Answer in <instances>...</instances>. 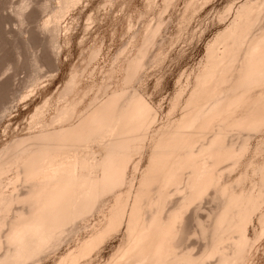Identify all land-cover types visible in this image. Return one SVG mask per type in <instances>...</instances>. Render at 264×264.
<instances>
[{
	"label": "bare ground",
	"instance_id": "6f19581e",
	"mask_svg": "<svg viewBox=\"0 0 264 264\" xmlns=\"http://www.w3.org/2000/svg\"><path fill=\"white\" fill-rule=\"evenodd\" d=\"M238 6L230 23L207 46L205 60L194 74L193 87L185 98L186 111L182 110L184 114L171 124L165 122L166 127L162 125L159 133L156 128L158 135L154 136L153 147L150 145L153 150L143 171L140 158V163L136 161L132 166L136 171L138 165L141 168L139 179L138 172L133 175L137 183L128 176V169L137 154L133 156L134 151L147 140L143 131L147 122L157 115L137 88L125 86L132 74L138 77L141 65L146 63L142 61V51L130 59L127 69L123 68L129 71L123 79L127 82L113 89L105 100L94 97L87 107L81 108L86 95L84 90H77L76 76L72 75L59 96L61 103L58 101L55 115L45 121L43 110V120L38 119V113L35 115L42 121L34 117V126L37 121L42 122L41 130L37 128L38 133L7 147L9 155L3 156L4 150L0 154V264L41 259L44 250L62 243L66 231L74 232L72 226L80 223L79 218H89L94 209L99 210L98 202H105V197L112 195L115 198L110 214L107 213L109 217L104 213L106 222H100L99 229L62 254L57 264H77L89 254L91 257L107 233L119 230L123 224L126 238L114 254L117 259L113 256L118 264H202L213 256L218 257L219 264L247 261L248 252L264 234V161L256 163L254 157H247L242 163L251 140L248 132H258L264 126V22L258 23L264 15V0H244ZM156 29H149L148 44ZM240 129L246 130L248 136L244 135L246 138L239 144L233 136ZM95 147L102 150L101 157L96 155ZM240 162L246 169L237 182L244 187L222 183V164H230L232 169ZM10 171L14 172L12 177ZM245 179H249V186L243 184ZM211 188L215 192L212 203L213 199L218 201L209 209L207 221L199 209ZM172 196L177 200L173 201ZM195 206L199 208L195 210ZM190 209L198 215L193 216ZM189 215L200 228H195V233H201L197 237L203 242L206 239L199 255L182 242L191 233L188 224L193 221ZM256 215L261 229L251 235L250 225Z\"/></svg>",
	"mask_w": 264,
	"mask_h": 264
},
{
	"label": "rangeland",
	"instance_id": "374dc122",
	"mask_svg": "<svg viewBox=\"0 0 264 264\" xmlns=\"http://www.w3.org/2000/svg\"><path fill=\"white\" fill-rule=\"evenodd\" d=\"M65 1L67 0H0V154L5 151L3 156H6L8 154V151L5 150L7 147H10L17 140L25 139L33 135V132L41 130L40 127L43 123L40 122L41 124H39L38 121L43 120L44 116H47V118L44 117V121L49 120L50 116L54 112L56 113L57 106L61 103L59 96L72 75L76 76L75 86L79 88L77 90H84L82 93L85 92L86 95L80 107H87L94 97H98L99 101H103L114 91L113 89H117L118 86L121 87L127 82L124 83V80H126L124 78L127 76L125 72L128 70L125 71L123 68L131 63L133 57L140 55V51H142L141 55L144 59L142 61L146 63L141 61L144 66L141 65L140 72L137 71V75L139 72L138 77H136V74H132L133 76L130 77L132 79L127 78L129 82L125 86L129 89L133 88L132 90L137 88L136 91L144 96L143 99H147L146 102H149L151 107L155 108L154 112L157 115L156 118L150 119L151 122H147L146 125L149 129L146 127V130H143L146 134L144 138L147 139L143 141V147L146 148L141 146L143 151L141 147L137 146L139 149L137 148V151H134L133 156L137 154L130 163V170L128 169V172L130 171L128 176L134 181L136 172H138L136 178L139 179L142 173L141 168L143 171V167L145 168L148 164V157L150 156L148 154H151L153 150L156 130L158 129L159 133L161 127H166L168 122L172 123L173 120H177L184 114L182 110H185V101L193 87L194 74H197L199 67L201 68L200 65L203 64L201 62L205 60L208 44L220 30H223L230 23L236 9L239 7L238 5L242 4L244 0ZM67 3H70L68 9L63 7ZM62 11L64 13H60ZM260 18L261 20H258V23H261L262 20L263 23L264 15ZM156 27H159V30ZM152 28L156 29L157 33L154 37L152 35L153 42L150 40L151 43L148 44V31ZM144 55L147 58H144ZM130 59L132 60L130 61ZM152 61L153 63H151ZM77 90L74 89L78 93ZM178 96L180 98H177ZM175 102L180 103L174 106ZM40 111L45 114L41 115H44L42 118L40 116L42 112ZM35 115L38 116V119L39 117L41 119L38 120ZM153 116L155 115L153 114ZM34 117L38 120L37 124L39 125L36 124L37 127L34 126ZM152 121L155 122L153 125H151ZM149 124L152 126L151 128ZM262 126V129L258 128V130L260 129L258 132L256 130H251L252 134L248 132L251 135V138H248L251 140L249 141L248 153L246 152V157L243 158L242 163L249 157L252 159L254 157L256 163L264 161V126ZM147 130L149 131L146 132ZM238 132L242 135L239 133L233 137H236L235 140L238 138L240 144L246 138L244 135H248L246 130L243 129ZM208 134L211 135L212 133ZM232 134L233 132L230 135L232 136ZM209 135L207 138H210ZM231 136L230 138L233 139ZM141 141H139L140 145H142ZM257 148H259V151ZM95 149H98L99 152ZM94 150L96 155L102 152L98 147H95ZM138 152L141 155H138ZM101 154L99 157L102 156ZM139 158L141 166L138 165L140 163L137 161ZM136 161L138 162V171L135 170L136 168H132L137 163ZM226 163L222 164L223 176L221 181L237 186L239 183L237 178L239 179V176L246 169L245 163L240 162V165L232 169L229 167L230 164ZM10 174L12 177L14 172L10 171ZM8 176H5L4 179L9 180ZM258 177L256 180L259 179ZM136 178L135 183L138 182ZM242 181L243 184L249 186V182H247L249 179ZM240 185L244 187L242 182L238 187H235L241 188ZM11 187L12 185H9L10 189ZM214 193L212 189L208 195L206 194L207 197H205L203 203L201 202L203 206L201 205L202 207L200 206L199 209L200 215L204 217L202 219L207 221L209 218L207 216L211 212L209 209L212 210V207L218 201L216 199L215 202V199H213L214 204L212 203L211 197H214ZM105 198L107 202L100 201L96 207V209L99 208L98 211L100 212L94 209L95 212H91L89 218L86 217L85 220L82 217L86 226L79 218L80 223L75 221L77 225L72 226L74 232H71L68 227L69 232H65L67 235L64 234L62 243L58 245L59 248H57L58 246L49 248L50 252L46 249L47 252L44 250L42 252L44 255L41 253V256H39L41 259L42 256L46 255L47 257H43L42 260L35 258L27 263L33 264L37 261L34 264H57L62 254L65 255L68 253L66 251L73 250L79 240L85 238L84 236L88 237L95 229H99L100 227L97 226L100 222V225L106 222V218L110 214L109 211H111L109 208L112 209L110 206H112L111 203H114L112 200L115 196H108L110 202L107 197ZM175 200H177L176 197L173 201ZM194 204H199V202ZM197 208L199 207L195 206V210ZM102 209L103 212H101ZM191 210L194 213H191L193 216L198 215L197 211L190 209V212ZM104 213L108 217L105 218ZM189 217L191 218L190 221H193L192 224H188L189 227L191 226V233H187V236L189 235L188 239L182 238L185 240L182 242H184L183 245L187 249L193 248L192 251L199 255L201 250H204L201 249V243L206 244V239L203 238L205 239V242H203L200 236L197 237L200 232L195 233V228L198 229L199 227L196 226L195 218L190 215ZM252 222V227L250 225L251 235L254 234L255 230L259 231L261 229L257 215ZM77 226L79 231L75 229ZM189 227H187L188 230ZM115 230L113 232L109 231L110 234L107 233L105 239H102L103 241L99 243L98 247L96 246V249L91 252V257L89 254L85 257V259L87 258L86 261L81 258L83 260L77 264H115L113 262L117 257L114 254L126 238V224L119 227V230ZM184 246L183 248H186ZM113 256L116 257L115 260H113ZM207 259V261L205 260L206 264H219V261L216 262L218 260L217 256ZM116 261V264H118L119 261ZM244 264H264V234L256 241L253 250L248 252V258Z\"/></svg>",
	"mask_w": 264,
	"mask_h": 264
}]
</instances>
